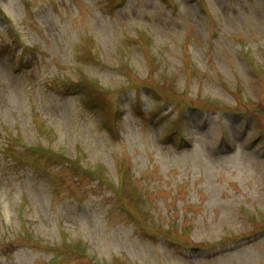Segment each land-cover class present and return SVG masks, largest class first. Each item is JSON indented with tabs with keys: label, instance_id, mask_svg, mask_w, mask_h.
<instances>
[{
	"label": "rangeland",
	"instance_id": "1",
	"mask_svg": "<svg viewBox=\"0 0 264 264\" xmlns=\"http://www.w3.org/2000/svg\"><path fill=\"white\" fill-rule=\"evenodd\" d=\"M0 264H264V0H0Z\"/></svg>",
	"mask_w": 264,
	"mask_h": 264
}]
</instances>
